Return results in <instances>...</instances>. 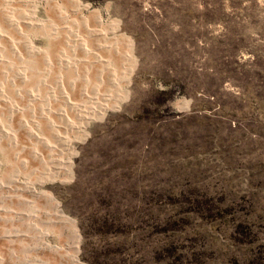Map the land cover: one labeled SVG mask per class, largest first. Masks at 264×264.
I'll return each instance as SVG.
<instances>
[{
  "label": "rangeland",
  "instance_id": "obj_1",
  "mask_svg": "<svg viewBox=\"0 0 264 264\" xmlns=\"http://www.w3.org/2000/svg\"><path fill=\"white\" fill-rule=\"evenodd\" d=\"M61 88L112 104L70 127ZM13 177L75 239L5 188L0 206L32 217L0 212V264H264V0H0Z\"/></svg>",
  "mask_w": 264,
  "mask_h": 264
},
{
  "label": "bare ground",
  "instance_id": "obj_2",
  "mask_svg": "<svg viewBox=\"0 0 264 264\" xmlns=\"http://www.w3.org/2000/svg\"><path fill=\"white\" fill-rule=\"evenodd\" d=\"M45 2L47 1H50V0H43ZM20 2V1H19ZM75 12V11H74ZM40 20V19H39ZM82 20V19H81ZM26 21V20H25ZM7 22V21H6ZM21 24V23H20ZM70 24V23H69ZM17 26V25H16ZM49 27V26H48ZM89 28V27H88ZM100 36V35H99ZM93 41V40H92ZM101 42V41H100ZM61 43V42H60ZM104 43V42H103ZM65 45H68V44H65ZM11 46V45H10ZM82 47V46H81ZM107 48L110 49V46H108ZM85 49V48H84ZM70 52V51H69ZM61 59V58H60ZM100 60V59H99ZM61 62H63V64H65V66H68L70 65V63H67V60H60ZM97 61V60H95ZM47 62V61H46ZM57 62V61H56ZM82 63V62H81ZM101 63V62H99ZM98 63V64H99ZM60 64V63H59ZM71 66V65H70ZM104 66V64L102 65ZM101 68V66H99ZM106 69V68H105ZM108 69V68H107ZM103 70V69H102ZM86 73V72H85ZM98 73V72H97ZM82 74V73H81ZM98 75H96V77L98 76V80L100 79V84H101V80H102V73L101 71L98 73ZM110 78L109 79H106L109 83V85H114L116 84V81L114 80V77H115V74H113L112 70L110 71L109 73ZM102 77V78H101ZM107 78V77H106ZM86 79V78H85ZM105 79V78H104ZM103 79V80H104ZM84 80V79H83ZM114 83V84H113ZM71 89H73V81H71L69 84H68ZM67 86V85H66ZM67 87V89H68ZM85 88V87H84ZM63 89V88H61ZM66 90V88H64ZM61 90V94L62 96H64V99L66 101L65 105H66V108H68L69 111H71L72 113H74V116L75 118L77 119H74L75 123H73L72 119L64 116V120L69 124L70 127H73L74 128H77L80 126L81 123H83L86 119V117L88 116V114L92 113L93 111H95L97 108H100L101 106L103 105H106V106H110V104L112 103H108V101L110 102V97H108L109 94H105L103 92H99L98 89H96L92 95H89V94H84L82 93L81 91L79 92V95H84L86 96V99H88V102L83 98V99H80V101L78 100H72L70 99L69 97H67L68 95L66 94L67 90ZM112 89V88H111ZM101 90V89H100ZM30 92V91H28ZM32 94V93H31ZM60 94V95H61ZM53 96H55L53 94ZM113 98V97H112ZM29 99V98H28ZM63 99V100H64ZM35 101V100H34ZM86 102L88 104H86ZM14 107V106H13ZM21 107V106H20ZM35 108V107H34ZM64 108V109H66ZM64 111V110H63ZM19 115V114H18ZM61 115V114H60ZM63 118V117H62ZM17 120V119H16ZM48 121V120H47ZM77 121V122H76ZM22 122V121H21ZM64 123V122H63ZM52 125V124H51ZM20 128H23V126H26L25 124L24 125H19ZM67 126V125H66ZM50 127V126H49ZM55 127V126H54ZM26 129H28L26 127ZM2 130V129H1ZM30 130V129H29ZM29 130H26V132H28ZM55 130V129H54ZM68 130V129H67ZM73 130V128H72ZM21 131V130H20ZM3 134L5 136H8L10 135L9 132H6L5 130H2ZM30 132V131H29ZM31 133V132H30ZM57 135V134H56ZM14 138V137H13ZM33 138V137H32ZM61 141V146L64 147V149H70V148H66L67 147V144H68V139L65 138L64 136L63 137H58ZM14 140V139H13ZM12 140V141H13ZM18 140V139H17ZM16 142V141H15ZM7 143V142H6ZM44 144V143H43ZM29 146V144H28ZM69 147V145H68ZM51 148V147H50ZM31 150V149H30ZM71 150V149H70ZM65 151V150H64ZM35 156H38L37 158H39L40 160H43V158H41V154L37 153L36 151L33 152ZM71 153V152H70ZM70 153H68L70 155ZM51 159V158H50ZM55 161V160H54ZM39 162V161H38ZM59 165L61 166V168L63 167L64 165V160H60L59 161ZM33 180H30L28 179L27 177H22L21 179H16L15 177L13 178H9L5 181H2L0 182V192H2L3 190H5V188H7V190L11 189V191L13 190V192L15 191L16 192V198L17 199H20V200H24V203L25 201H28V198H34V199H37V200H40V201H44V202H47L48 205H50L51 207V210L50 211V216L52 217V219H54V222L59 224V225H64V226H67L69 228V232H70V235H71V243L70 245L68 244V249L72 251V246H73V241L75 239V236H74V232H73V229H72V225H71V222L68 221L66 218H64L63 216H61L60 212L56 211L55 210V204L54 202L45 194L43 193V191L41 189H35L32 184ZM4 192V191H3ZM2 192V193H3ZM13 192H11L13 194ZM1 195V194H0ZM2 196V195H1ZM11 197V196H10ZM7 198V197H5ZM9 199V198H8ZM11 199V198H10ZM27 199V200H26ZM2 200V199H1ZM16 200V199H15ZM14 200V201H15ZM8 201V200H7ZM3 202V200H2ZM19 202V201H17ZM21 202V201H20ZM19 202V203H20ZM43 202V203H44ZM8 207V206H7ZM0 212H3V213H11V214H14V216H17V218H22V219H30L29 217H32V215L30 214H27V213H24L22 211H11V209L9 210L8 208H6V206H0ZM52 224V223H51ZM49 225V224H48ZM67 228V229H68ZM40 232V231H39ZM22 234V233H21ZM15 236V235H14ZM42 236V235H41ZM11 241V240H10ZM44 249V248H43ZM45 249H47L49 251L50 254H53L55 256L59 255L58 254V251H57V248L55 247H50L49 245H45ZM65 253V252H64ZM67 255V254H66ZM69 261H72L75 263V259L72 258V257H69ZM68 261V262H69Z\"/></svg>",
  "mask_w": 264,
  "mask_h": 264
}]
</instances>
